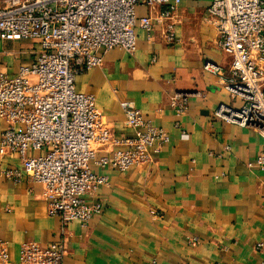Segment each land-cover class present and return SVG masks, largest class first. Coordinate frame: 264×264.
<instances>
[{"label":"crops","instance_id":"obj_1","mask_svg":"<svg viewBox=\"0 0 264 264\" xmlns=\"http://www.w3.org/2000/svg\"><path fill=\"white\" fill-rule=\"evenodd\" d=\"M210 3L182 0L174 14L173 43L155 21L151 38L137 28L134 53L102 50L103 63L76 76V90L94 95L113 137L134 134L120 104L127 100L163 129L169 142L153 150L147 163L123 172L95 161L126 147L97 146L91 167L107 183L86 199L103 209L86 228L77 222L67 226L63 264H260L264 250L256 245L264 242V171L249 163L264 150V139L255 129L214 117L220 104L242 103L219 76L204 70L211 61L228 78L231 65L208 24ZM149 12L138 8L140 16ZM39 50L36 40L0 39V77L17 76ZM179 92L190 95L180 116L170 103ZM6 128L0 118V140ZM11 168H22L19 155L0 152V239L17 262L25 242L58 243L62 224L49 215L40 184L27 176L20 183L6 179Z\"/></svg>","mask_w":264,"mask_h":264},{"label":"built area","instance_id":"obj_2","mask_svg":"<svg viewBox=\"0 0 264 264\" xmlns=\"http://www.w3.org/2000/svg\"><path fill=\"white\" fill-rule=\"evenodd\" d=\"M182 0H5L0 5V39L36 40L37 58L15 77H0V118L7 128L0 152L16 153L21 169H8L6 179L20 183L24 176L43 187L48 213L59 217L61 239L49 247L22 244L17 262L0 239V264H63L67 226L86 228L102 212L100 202L89 203L107 178L91 167L97 146L114 143L125 149L101 157L96 164L126 171L150 160V153L169 142L168 134L146 119L130 101L121 108L133 130L129 138H115L96 107L92 94L76 90L78 74L103 63L100 51L137 50V28L151 38L155 23L163 26L168 43L175 41L174 14ZM149 9L140 16L139 7ZM158 7H166L157 11ZM155 13V15H154ZM156 21V22H155ZM208 24L218 35L217 45L231 59L229 77L211 61L204 70L220 77L240 107L220 104L214 117L255 129L264 139V0H211ZM188 93L171 97L176 115L188 109ZM178 126V125H177ZM182 138L188 135L182 133ZM40 151L31 155L30 151ZM249 167L264 171V150ZM192 243L197 239H191ZM264 250V242L256 245ZM260 264H264V256Z\"/></svg>","mask_w":264,"mask_h":264}]
</instances>
